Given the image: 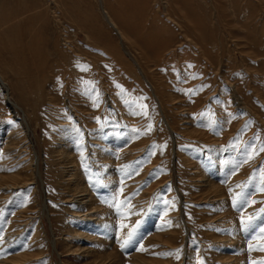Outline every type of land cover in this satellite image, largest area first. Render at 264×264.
I'll return each instance as SVG.
<instances>
[{
    "label": "rangeland",
    "instance_id": "374dc122",
    "mask_svg": "<svg viewBox=\"0 0 264 264\" xmlns=\"http://www.w3.org/2000/svg\"><path fill=\"white\" fill-rule=\"evenodd\" d=\"M261 147L264 0H0V264H264Z\"/></svg>",
    "mask_w": 264,
    "mask_h": 264
},
{
    "label": "bare ground",
    "instance_id": "6f19581e",
    "mask_svg": "<svg viewBox=\"0 0 264 264\" xmlns=\"http://www.w3.org/2000/svg\"><path fill=\"white\" fill-rule=\"evenodd\" d=\"M11 103V102H10ZM11 106L12 107H14V109H16V106L13 104V103H11ZM22 124H24V122L22 121L21 122ZM25 125V124H24ZM5 185V184H4ZM199 185V184H198ZM9 186H11V184H6L5 185V187H9ZM2 187V186H1ZM4 187V186H3ZM202 188V187H201ZM81 197V196H80ZM76 203L78 204V206L79 207H81V208H84L85 206H88L89 204H90V200L88 199V200H86V198L84 197L83 198V196H82V198L81 199H79V200H76ZM44 211H46L45 210V206H44ZM92 221L93 220H95V219H91ZM8 241L10 240V236H7V238H6ZM25 258H27V257H25ZM29 260V259H28ZM8 262H6V261H4V264H7Z\"/></svg>",
    "mask_w": 264,
    "mask_h": 264
},
{
    "label": "snow or ice",
    "instance_id": "6c2138e0",
    "mask_svg": "<svg viewBox=\"0 0 264 264\" xmlns=\"http://www.w3.org/2000/svg\"><path fill=\"white\" fill-rule=\"evenodd\" d=\"M261 151H264V147H261V149H260Z\"/></svg>",
    "mask_w": 264,
    "mask_h": 264
}]
</instances>
